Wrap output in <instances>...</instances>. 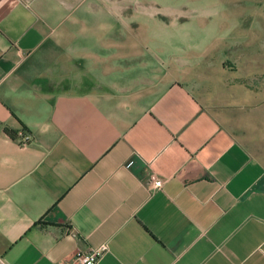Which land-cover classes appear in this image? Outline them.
<instances>
[{
    "label": "crops",
    "instance_id": "crops-1",
    "mask_svg": "<svg viewBox=\"0 0 264 264\" xmlns=\"http://www.w3.org/2000/svg\"><path fill=\"white\" fill-rule=\"evenodd\" d=\"M79 7L0 0V264H264V50L87 48Z\"/></svg>",
    "mask_w": 264,
    "mask_h": 264
},
{
    "label": "rangeland",
    "instance_id": "rangeland-1",
    "mask_svg": "<svg viewBox=\"0 0 264 264\" xmlns=\"http://www.w3.org/2000/svg\"><path fill=\"white\" fill-rule=\"evenodd\" d=\"M76 1L80 7L70 8L65 15L81 12L86 25L78 27L85 28L87 48L99 47L100 38L102 43L122 41L129 33L157 53L175 51L186 56L213 46L222 52L231 46L228 40L243 35L264 50V0ZM189 85L194 89L193 83Z\"/></svg>",
    "mask_w": 264,
    "mask_h": 264
},
{
    "label": "built area",
    "instance_id": "built-area-1",
    "mask_svg": "<svg viewBox=\"0 0 264 264\" xmlns=\"http://www.w3.org/2000/svg\"><path fill=\"white\" fill-rule=\"evenodd\" d=\"M32 139V135L28 132H24L21 129L19 130V136L17 141L21 145H26ZM154 185L157 188H160L163 185V180L158 178L154 181ZM101 250H92L77 255V264H95L100 257Z\"/></svg>",
    "mask_w": 264,
    "mask_h": 264
},
{
    "label": "trees",
    "instance_id": "trees-1",
    "mask_svg": "<svg viewBox=\"0 0 264 264\" xmlns=\"http://www.w3.org/2000/svg\"><path fill=\"white\" fill-rule=\"evenodd\" d=\"M20 130V129H19ZM19 130H15V129H11V128H6V131H7V133L11 136V137H13V138H15L16 140H17V138H18V136H19ZM21 130L22 131H24V132H28L29 130L27 129V127L26 126H21Z\"/></svg>",
    "mask_w": 264,
    "mask_h": 264
}]
</instances>
